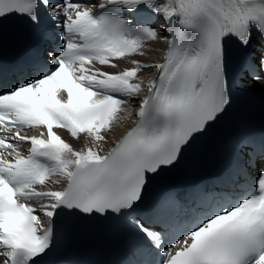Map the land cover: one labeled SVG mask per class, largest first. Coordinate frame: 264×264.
Returning <instances> with one entry per match:
<instances>
[{
	"label": "snow or ice",
	"instance_id": "6c2138e0",
	"mask_svg": "<svg viewBox=\"0 0 264 264\" xmlns=\"http://www.w3.org/2000/svg\"><path fill=\"white\" fill-rule=\"evenodd\" d=\"M11 18L54 47L26 76L0 77V264H43L61 213L125 221L152 257L138 264H264V138L258 160L251 138L236 149L250 189L215 198L171 235L140 215L152 183L226 113L234 55L264 87V0H0V23ZM157 41L162 62L104 70ZM150 69L144 94L138 74ZM133 105L138 122L105 151ZM54 129L89 144L76 150ZM49 181L66 186L43 190Z\"/></svg>",
	"mask_w": 264,
	"mask_h": 264
},
{
	"label": "bare ground",
	"instance_id": "6f19581e",
	"mask_svg": "<svg viewBox=\"0 0 264 264\" xmlns=\"http://www.w3.org/2000/svg\"><path fill=\"white\" fill-rule=\"evenodd\" d=\"M166 47V44L161 42V41H157V42H150L146 45L147 48V53L146 55H144V57H142L141 59H138L140 61H144L145 64H152V63H156L158 62L161 57L162 54L164 52V49ZM139 77L146 82L147 80H149L152 76L149 73H142L139 75ZM144 87L145 89H147V84L144 83ZM146 92V91H145ZM135 107H133L134 109ZM135 111H138V108H135L134 110H130L129 112H127L126 114L122 115V119L119 123V126L114 128V130L112 132H109L108 134V138H107V143L106 146L110 147L116 140H118V138L128 129L130 128L135 120H136V115H135ZM130 114V118L128 119V121L126 120V118L129 116ZM125 118V119H124ZM32 134L34 133L33 130H31ZM59 186L55 187V185L51 184L50 186H48L45 190H55L56 188H58ZM37 208H39V205L36 204L35 205Z\"/></svg>",
	"mask_w": 264,
	"mask_h": 264
}]
</instances>
